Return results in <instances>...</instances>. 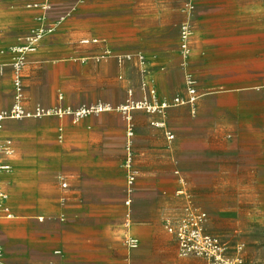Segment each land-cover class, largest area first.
Here are the masks:
<instances>
[{"label":"crops","instance_id":"obj_1","mask_svg":"<svg viewBox=\"0 0 264 264\" xmlns=\"http://www.w3.org/2000/svg\"><path fill=\"white\" fill-rule=\"evenodd\" d=\"M28 1L0 0V110L13 102L14 47L37 24ZM182 2L130 1L127 16L113 17L119 23L114 40L92 30L73 33L76 21L69 17L28 55L23 106L65 113L3 123L1 135L12 139L14 153L11 171L0 175L10 212L0 218L2 264H206L203 257L179 255L163 222L180 210L179 189L211 206L217 190L244 184L237 175L264 174V0H198L187 66L178 30L174 37L167 33L172 16L175 26L183 18ZM101 6L87 5L80 24L103 27L108 19L93 13ZM85 37L99 42L81 44ZM105 50L111 54L96 59ZM137 52L142 65L135 56L115 59ZM72 59L79 67L55 62ZM46 65L52 71L40 73ZM186 69L216 79L206 86L218 89L192 105L121 110L141 98V79L155 89V103L185 96ZM96 105L110 108L68 112ZM128 142L135 174L129 208ZM126 231L138 239L137 248H125Z\"/></svg>","mask_w":264,"mask_h":264},{"label":"built area","instance_id":"obj_2","mask_svg":"<svg viewBox=\"0 0 264 264\" xmlns=\"http://www.w3.org/2000/svg\"><path fill=\"white\" fill-rule=\"evenodd\" d=\"M85 0H75L73 5L62 15L56 19H50V12L52 11L51 0H38L27 3L26 7L37 10L35 17L36 25L33 26L23 37L22 42L14 47V55L12 57L10 67L12 70V86H13V102L7 109L0 110V175L4 172L11 171L12 167L9 159L14 153L12 139L3 137L1 135L3 123L6 120H15L22 118H39L47 115H56L60 117L65 112L60 108L45 109L40 105H36L32 110L26 109L23 104V85H22V68L25 65L28 55L36 51L40 42L56 30L68 17H70L76 9L84 3ZM195 10V0H184L182 12L186 14V19L180 23L178 33V46L183 58V65L187 66V58L190 52V39L193 32V25L191 18ZM99 42L98 38H82L81 44H96ZM111 52L105 50L103 53L96 56V59H103L109 56ZM133 56L136 57L137 63L142 65L144 62V55L140 52L125 53L122 55H115L118 63L123 60H130ZM141 75L145 73H140ZM194 74L186 69L183 76L185 96L176 95L171 101H163L155 103L153 98L155 96V89L150 87L144 79H141L140 89L142 96L140 99L132 100L125 106L121 107L122 111L128 108L145 109L148 112L156 110H164L170 105L176 104H194L201 95L197 93ZM109 109L108 105H96L92 108H81L77 111H68L75 116H80L88 113L90 110L95 112ZM130 134V133H129ZM168 138H172L171 133H167ZM124 168L126 170V187L124 205L129 208L131 202L132 187L135 179L134 171L131 168V154L129 151V142L126 145V155L124 160ZM62 186H65L63 183ZM176 195L181 199L180 210L174 217H166L164 219V228L170 233L178 248V253L181 256L195 255L203 257L206 264H240L241 259L238 257L230 258L227 255V248L224 243L216 235L206 231L205 223L207 214L204 210L198 208L191 200V197L186 189H179ZM7 195L0 189V218L2 216L10 217L9 208L6 205ZM126 228L129 227V221L125 222ZM123 244L126 249L132 250L138 247L139 241L137 238L131 236L127 231L123 237ZM60 254L59 250L54 252ZM3 246L1 241V227H0V264H2ZM60 264H66L61 262Z\"/></svg>","mask_w":264,"mask_h":264},{"label":"rangeland","instance_id":"obj_3","mask_svg":"<svg viewBox=\"0 0 264 264\" xmlns=\"http://www.w3.org/2000/svg\"><path fill=\"white\" fill-rule=\"evenodd\" d=\"M32 0H29L30 2ZM132 0H85L82 9H76L70 16L76 21L75 26H72V32L81 34L85 31L92 30L95 33L103 34L107 39L114 40L118 37L119 23L113 20L114 16H124L129 13V3ZM181 1V0H174ZM27 2V3H28ZM75 2V0H51L52 11L50 12V19H56L58 16L64 14ZM181 3V2H180ZM184 0L181 5L180 13L183 16L181 21H177V25H174V16L170 24L168 23L167 33L171 37L176 35L180 23L186 19V14L182 12ZM197 3L195 0V10L191 18L193 27L197 20ZM101 4L102 10L94 11V14H99L108 19V22L103 27H94V25L80 24L81 15L86 10L87 5ZM69 18V17H68ZM180 22V23H179ZM66 27V24L63 26ZM58 64L71 63L72 67H79V60H62L55 61ZM41 65L46 64L44 61L40 62ZM48 63V62H47ZM52 63V62H51ZM58 67V65H57ZM64 73H68L63 65ZM75 69V68H73ZM52 69L49 66H42L40 73H50ZM62 71V72H63ZM74 73H78L75 71ZM195 80L197 93L201 96L208 94L216 89H211L208 84L216 85V79L208 77L207 74H201V76H193ZM220 80V79H217ZM218 82V81H217ZM207 85V86H206ZM204 87H207L204 89ZM264 162V158H263ZM253 176V177H252ZM242 181H245L239 188H230L216 191V198H211V206L200 205L195 198L194 193L186 189L189 193L192 202L198 208L204 210L207 214L205 229L206 231L216 235L221 239L227 248V255L230 258L238 257L241 259L240 264H264V174L237 175ZM251 178H254L251 182ZM251 183H247L249 181ZM254 182V183H253ZM209 202V200H205Z\"/></svg>","mask_w":264,"mask_h":264}]
</instances>
